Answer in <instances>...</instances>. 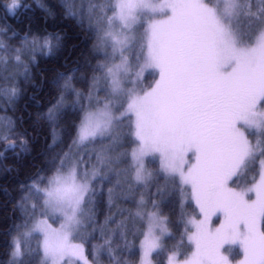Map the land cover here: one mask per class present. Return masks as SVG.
Listing matches in <instances>:
<instances>
[{"label": "snow or ice", "instance_id": "obj_1", "mask_svg": "<svg viewBox=\"0 0 264 264\" xmlns=\"http://www.w3.org/2000/svg\"><path fill=\"white\" fill-rule=\"evenodd\" d=\"M35 5L0 0V264H264V0Z\"/></svg>", "mask_w": 264, "mask_h": 264}, {"label": "trees", "instance_id": "obj_2", "mask_svg": "<svg viewBox=\"0 0 264 264\" xmlns=\"http://www.w3.org/2000/svg\"><path fill=\"white\" fill-rule=\"evenodd\" d=\"M25 2L31 4L33 8L36 7L35 0H25ZM37 11L39 10L37 9ZM3 23L5 22L3 20H0V25H2ZM8 23L15 24L16 21L14 19H10ZM7 163L9 164L14 163V158L9 157V159L7 160ZM2 196H3V182H0V198H2ZM3 259H4V256L2 255V250H0V260H3Z\"/></svg>", "mask_w": 264, "mask_h": 264}]
</instances>
